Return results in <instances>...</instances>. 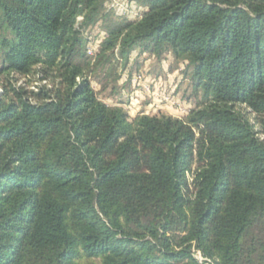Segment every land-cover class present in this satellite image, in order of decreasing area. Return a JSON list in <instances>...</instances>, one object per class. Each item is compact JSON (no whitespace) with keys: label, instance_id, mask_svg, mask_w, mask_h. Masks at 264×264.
Returning a JSON list of instances; mask_svg holds the SVG:
<instances>
[{"label":"trees","instance_id":"1","mask_svg":"<svg viewBox=\"0 0 264 264\" xmlns=\"http://www.w3.org/2000/svg\"><path fill=\"white\" fill-rule=\"evenodd\" d=\"M130 1L0 0V264H264V0ZM137 50L186 62V117L98 98Z\"/></svg>","mask_w":264,"mask_h":264},{"label":"rangeland","instance_id":"2","mask_svg":"<svg viewBox=\"0 0 264 264\" xmlns=\"http://www.w3.org/2000/svg\"><path fill=\"white\" fill-rule=\"evenodd\" d=\"M105 7L110 14L119 16V19L124 21L138 19L142 12L130 0H109ZM114 15L112 17L116 19ZM97 32L87 34L95 39L88 47V56L91 57L97 53L98 45L104 37L103 30L99 29ZM185 66L186 62H176L171 58H162L158 61L148 53L139 54L137 50L131 53L126 63L115 57L102 67L99 66L90 74L89 81L102 102L109 106H121L129 119L137 115L159 113L184 118L196 107L197 102L201 101V93L195 94L192 89ZM39 77L34 72L28 77L14 76L19 79V85H27L29 89L43 84ZM194 169L195 165L192 171ZM192 178V174L187 173L188 191L191 193ZM93 262L96 263L98 260Z\"/></svg>","mask_w":264,"mask_h":264},{"label":"built area","instance_id":"3","mask_svg":"<svg viewBox=\"0 0 264 264\" xmlns=\"http://www.w3.org/2000/svg\"><path fill=\"white\" fill-rule=\"evenodd\" d=\"M193 258L197 264H213L210 259L202 256L198 251L193 253Z\"/></svg>","mask_w":264,"mask_h":264}]
</instances>
